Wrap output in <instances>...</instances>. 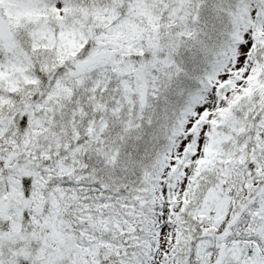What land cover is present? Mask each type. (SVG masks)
<instances>
[{
    "label": "snow or ice",
    "instance_id": "1",
    "mask_svg": "<svg viewBox=\"0 0 264 264\" xmlns=\"http://www.w3.org/2000/svg\"><path fill=\"white\" fill-rule=\"evenodd\" d=\"M0 264H264V0H0Z\"/></svg>",
    "mask_w": 264,
    "mask_h": 264
}]
</instances>
